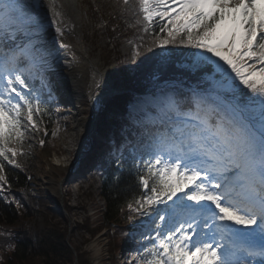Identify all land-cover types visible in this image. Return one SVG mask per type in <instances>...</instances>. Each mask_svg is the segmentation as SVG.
Here are the masks:
<instances>
[{
  "label": "snow or ice",
  "instance_id": "6c2138e0",
  "mask_svg": "<svg viewBox=\"0 0 264 264\" xmlns=\"http://www.w3.org/2000/svg\"><path fill=\"white\" fill-rule=\"evenodd\" d=\"M137 4L143 30L159 27L154 43L194 50L190 70L208 85L188 96L161 90L129 113L142 192L128 208L159 221L138 255L145 264H264V0ZM43 8L0 0V194L6 165L21 168L26 133L48 111ZM61 16L53 11L51 23L63 36Z\"/></svg>",
  "mask_w": 264,
  "mask_h": 264
},
{
  "label": "trees",
  "instance_id": "16d2710c",
  "mask_svg": "<svg viewBox=\"0 0 264 264\" xmlns=\"http://www.w3.org/2000/svg\"><path fill=\"white\" fill-rule=\"evenodd\" d=\"M98 4L89 2L90 11L97 25L95 38L111 40L107 46L106 57L118 58L119 68L123 74L122 85L126 88L143 89L155 75L159 78H182L193 77L189 71L178 69L173 61L169 72L160 71L158 47L154 43V34L159 33V27L154 26L149 32L143 30L142 25L137 23L140 19L137 0H129L125 5L121 0H99ZM99 5V7L97 6ZM109 24L104 26L98 23V16L103 15ZM103 16V17H104ZM125 38L134 41L139 55H136L132 74L129 75L126 60L121 52V45ZM177 46L184 49L181 45ZM130 85V86H129ZM37 86H39L37 82ZM45 88H42L43 91ZM129 94L115 97L111 103L123 105ZM53 104L47 101V114L36 117L39 131L31 130L26 133L24 140V155L17 157L21 168L6 165V175L9 185H5L6 191L0 194V264H92L85 251L77 250L75 253L68 245L70 227L68 221L60 218L55 221L57 212L50 206L49 198L38 196L31 188L29 177L32 178L36 170H39V141L44 132H48L47 141L51 137V130L55 124ZM134 138L138 139V129L131 128ZM138 153L133 146L125 147L120 157L110 158L108 163H100L97 178L100 181L99 195L104 201L102 211V223L108 226L110 222L119 223L125 227L115 229V238L109 243L112 251L121 245V241L128 236L129 225L139 224L141 220L149 216H141L131 212L128 203L134 201L142 189L137 181L136 159ZM101 160L102 157H99ZM119 160V164L117 161ZM17 191H23L18 194ZM6 198V199H5ZM17 202L19 207H17ZM54 216V217H52ZM39 219L47 223L45 229L35 235L31 223L36 225ZM78 229L94 234L100 227L91 226L88 220L76 225ZM144 246H150L148 240H140Z\"/></svg>",
  "mask_w": 264,
  "mask_h": 264
},
{
  "label": "rangeland",
  "instance_id": "374dc122",
  "mask_svg": "<svg viewBox=\"0 0 264 264\" xmlns=\"http://www.w3.org/2000/svg\"><path fill=\"white\" fill-rule=\"evenodd\" d=\"M86 1L87 0H76V5L80 11V14L86 22V24L83 26L84 34L89 31V24L85 16V12L87 13L89 8L88 3H86ZM97 1L98 0H94V4H98ZM97 6L99 7V5ZM93 39L94 38H85V44L89 47V52L91 56L98 58V64L100 69L106 72V77L103 83L104 90H108V87L110 85L118 89L123 88L122 81L124 76L120 73V68L117 64L118 60L115 57L105 58L103 50L105 47L104 41L101 39ZM134 47L135 46L133 45V43L129 40L126 41L122 46V51L125 54L124 60L127 61L126 66L129 75L132 74L135 65L132 62L133 55L136 52V49ZM60 88L63 92L66 93L65 98H60L58 99V101L70 100V94L67 93V90L64 88V86H62V84H60ZM77 104L80 106L87 118H91V120L95 122L97 120L103 123L106 122V119H102L101 117V111L103 110V102L99 106V111L94 114L92 113L91 108L85 99L81 100V102ZM70 109L71 108L65 106H57L55 103L56 125L51 130V137L47 141V144L38 151L39 170H36L30 180L31 188L33 189L36 195L41 197L46 195V192L50 194V196L53 198H49L50 206H53L54 209H60L59 202H61V206L66 209V212L62 213L63 216L57 213L58 215H56L55 221H57L60 216L61 219H65L66 221H68L70 227V233L68 238L70 247L79 248L80 246H82L84 249H86L88 252L87 257L90 258L92 264H111L105 252V231L104 229H101L104 202L102 199H100L99 196L100 183L96 179L94 172L91 174V172L88 171L90 177L86 181H81L79 183V186L77 187L78 184L76 181H70V178L74 174L70 175L68 173L69 166L65 165L67 163L68 158L72 159L74 156V151H71L72 143H70L72 137H68L67 140H63L62 137L65 133H70L69 128L73 124V115L72 113H70ZM54 151H57L59 155V158L61 160L60 162L62 164V169L52 166V162L55 161V157L53 155ZM49 178L53 180V183L55 185L60 186V193L54 194L50 190H48V188H46L44 183ZM61 182L63 183L62 185ZM65 190H67V192ZM47 199L48 197H46V200ZM84 220H88L91 226H101L100 230L93 236L85 230L78 229L76 225L78 223L83 222ZM45 226H47V223L44 219H39L36 222V225L31 223V228L35 235L44 230ZM131 235V241L129 242L130 248L125 251L126 255L129 254V258L127 259L125 255L121 256L122 251L120 250L115 256H113V262L115 261L118 264H140L139 260L136 259L137 255L133 253L134 233L132 232ZM89 238L91 239L90 243L85 244L86 240Z\"/></svg>",
  "mask_w": 264,
  "mask_h": 264
},
{
  "label": "bare ground",
  "instance_id": "6f19581e",
  "mask_svg": "<svg viewBox=\"0 0 264 264\" xmlns=\"http://www.w3.org/2000/svg\"><path fill=\"white\" fill-rule=\"evenodd\" d=\"M54 4L55 8L50 9L49 0H44L42 9L45 22L44 45L52 54L50 57L51 67L48 72L53 73L55 80L64 86L70 97H74L75 102L80 103L85 99L91 109L97 113L100 104L106 99L104 93L107 90L105 91L103 88L106 72L100 69L98 58L91 56L89 47L85 44L82 31L84 20L76 5V0H54ZM53 11L62 13L60 19L64 24L63 36L55 31V25L51 23ZM72 119L70 133L67 132L62 137L63 140H67L68 137L75 135V148L71 151L76 149L75 154H77L79 149L81 151L86 148L85 139L82 143L83 146H79L78 143L83 137L82 132L88 130L89 127L87 117L85 113H82L80 107L76 108V114ZM92 125H94V121ZM53 155L55 161L52 162V166L62 169L57 151H54ZM44 184L54 194L61 192L60 186L55 185L50 178ZM65 191L67 192V190Z\"/></svg>",
  "mask_w": 264,
  "mask_h": 264
}]
</instances>
